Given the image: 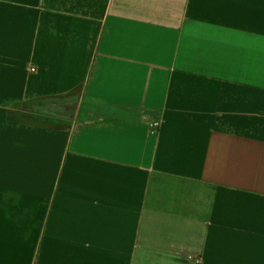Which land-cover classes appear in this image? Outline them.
<instances>
[{"label":"crops","instance_id":"0c3cea01","mask_svg":"<svg viewBox=\"0 0 264 264\" xmlns=\"http://www.w3.org/2000/svg\"><path fill=\"white\" fill-rule=\"evenodd\" d=\"M0 264H264V0H0Z\"/></svg>","mask_w":264,"mask_h":264},{"label":"trees","instance_id":"16d2710c","mask_svg":"<svg viewBox=\"0 0 264 264\" xmlns=\"http://www.w3.org/2000/svg\"><path fill=\"white\" fill-rule=\"evenodd\" d=\"M48 100V99H47ZM44 102H47L45 99H42V98H39V99H36V100H33L32 102H30L29 104L30 105H28L29 107L30 106H32V105H38L39 106V104L40 103H44ZM50 103V102H49ZM48 107H50V105L48 104L47 105ZM34 107V106H33ZM48 109V108H47Z\"/></svg>","mask_w":264,"mask_h":264}]
</instances>
